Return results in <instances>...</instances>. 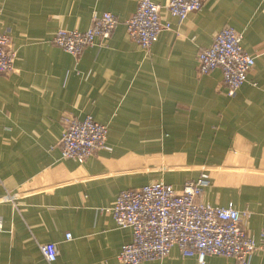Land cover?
Instances as JSON below:
<instances>
[{
    "label": "crops",
    "instance_id": "crops-1",
    "mask_svg": "<svg viewBox=\"0 0 264 264\" xmlns=\"http://www.w3.org/2000/svg\"><path fill=\"white\" fill-rule=\"evenodd\" d=\"M137 2L0 0V31L16 51L15 71L0 74V264H46L38 248L46 242L58 250L52 264H121L131 229L102 208L122 190L156 180L181 189L201 173L209 182L198 200L247 211L243 225L258 246L247 264H264V0H205L182 22L162 7L170 28L148 50L126 31ZM105 11L118 23L104 44L75 57L50 41ZM223 26L241 32L254 56L233 96L220 69L197 71L198 52ZM63 114L106 125V148L62 158ZM140 264L237 262L201 263L172 247Z\"/></svg>",
    "mask_w": 264,
    "mask_h": 264
},
{
    "label": "built area",
    "instance_id": "built-area-1",
    "mask_svg": "<svg viewBox=\"0 0 264 264\" xmlns=\"http://www.w3.org/2000/svg\"><path fill=\"white\" fill-rule=\"evenodd\" d=\"M204 1L168 0L162 6L152 0H138L136 9L125 22L127 34L148 50L158 34L170 28L169 22L160 15L162 7L182 22L190 12L201 9ZM117 23V17L111 12H94L85 30L61 28L50 41L77 57L85 47L104 44ZM241 39V32L223 26L215 33L212 43L197 55L198 73L220 69L228 96H233L246 82L254 65V56L243 49ZM15 57L8 32L0 31V74L15 71ZM61 123L58 145L62 158L84 160L95 150L106 148L107 127L90 115L79 119L63 114ZM208 182L206 173L186 181L181 189L156 180L122 190L113 205L102 208L117 226L131 229V240L123 244L118 253L121 264L162 260L172 247L182 256H196L201 263L208 255H218L233 258L237 264H247L248 256L258 247L243 225L249 213L237 210L232 203L218 206L199 201ZM5 199L11 200V196ZM65 237L71 236L67 233ZM38 248L46 264H52L58 255L56 244L38 243Z\"/></svg>",
    "mask_w": 264,
    "mask_h": 264
},
{
    "label": "trees",
    "instance_id": "trees-1",
    "mask_svg": "<svg viewBox=\"0 0 264 264\" xmlns=\"http://www.w3.org/2000/svg\"><path fill=\"white\" fill-rule=\"evenodd\" d=\"M208 47V46H207Z\"/></svg>",
    "mask_w": 264,
    "mask_h": 264
}]
</instances>
